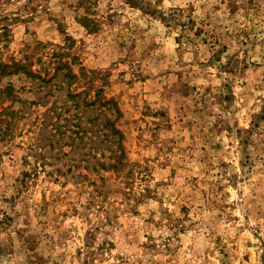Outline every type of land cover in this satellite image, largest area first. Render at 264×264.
Instances as JSON below:
<instances>
[{
  "label": "rangeland",
  "instance_id": "rangeland-1",
  "mask_svg": "<svg viewBox=\"0 0 264 264\" xmlns=\"http://www.w3.org/2000/svg\"><path fill=\"white\" fill-rule=\"evenodd\" d=\"M0 264H264V0H0Z\"/></svg>",
  "mask_w": 264,
  "mask_h": 264
},
{
  "label": "trees",
  "instance_id": "trees-1",
  "mask_svg": "<svg viewBox=\"0 0 264 264\" xmlns=\"http://www.w3.org/2000/svg\"><path fill=\"white\" fill-rule=\"evenodd\" d=\"M108 103H111V102H108ZM111 104H112V103H111ZM117 113H119V112L117 111ZM106 125L110 127V125H109L108 122H107ZM112 130H113V128H112ZM112 134H113V133H112V131H111L110 134H108V137L111 136ZM116 134H117V133H116ZM122 160H123V158H121V157L116 158L113 167H114V168H117V167L123 165Z\"/></svg>",
  "mask_w": 264,
  "mask_h": 264
}]
</instances>
